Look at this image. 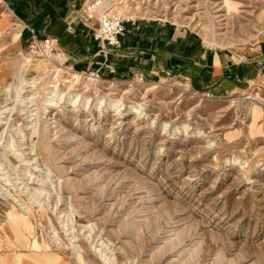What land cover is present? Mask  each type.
<instances>
[{
	"label": "rangeland",
	"instance_id": "obj_1",
	"mask_svg": "<svg viewBox=\"0 0 264 264\" xmlns=\"http://www.w3.org/2000/svg\"><path fill=\"white\" fill-rule=\"evenodd\" d=\"M89 1L97 22L107 11L141 34L177 29L244 73L264 54V0ZM18 24L0 6V253L264 264V79L226 92L110 80Z\"/></svg>",
	"mask_w": 264,
	"mask_h": 264
},
{
	"label": "crops",
	"instance_id": "obj_2",
	"mask_svg": "<svg viewBox=\"0 0 264 264\" xmlns=\"http://www.w3.org/2000/svg\"><path fill=\"white\" fill-rule=\"evenodd\" d=\"M7 9L19 21L20 38L31 41L53 39L66 64L84 73H94L110 80H128L143 74L146 80L161 75L183 77L203 89L226 92L246 80L264 79V54L260 62L249 66L232 64L228 57L189 41L177 29L161 27V34H141L128 27L120 48H112L95 39L97 13L88 15L81 0H5ZM6 22V21H5ZM23 33L25 35L23 36ZM21 39V40H22ZM22 42V41H21ZM21 45V43H20ZM244 69V68H243ZM0 264H52L50 258L32 253H0ZM62 264V263H57Z\"/></svg>",
	"mask_w": 264,
	"mask_h": 264
},
{
	"label": "built area",
	"instance_id": "obj_3",
	"mask_svg": "<svg viewBox=\"0 0 264 264\" xmlns=\"http://www.w3.org/2000/svg\"><path fill=\"white\" fill-rule=\"evenodd\" d=\"M101 2H87L85 4V12L88 15H93L101 8ZM1 7H7L5 0H0ZM99 28L95 33V39L101 44L112 48H120L122 45V39L126 33V27L124 21L116 14L102 11L100 18L98 19ZM35 42L40 41L41 49L49 55H53L57 51V44L51 38L40 39L38 36L33 37ZM136 84L143 85L146 83V78L142 74H135L132 79Z\"/></svg>",
	"mask_w": 264,
	"mask_h": 264
},
{
	"label": "bare ground",
	"instance_id": "obj_4",
	"mask_svg": "<svg viewBox=\"0 0 264 264\" xmlns=\"http://www.w3.org/2000/svg\"><path fill=\"white\" fill-rule=\"evenodd\" d=\"M31 212V211H30ZM32 213V212H31Z\"/></svg>",
	"mask_w": 264,
	"mask_h": 264
}]
</instances>
